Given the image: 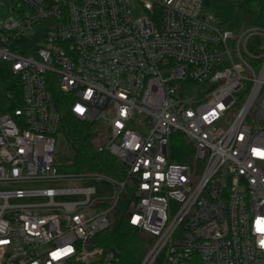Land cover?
Listing matches in <instances>:
<instances>
[{
  "label": "built area",
  "instance_id": "obj_1",
  "mask_svg": "<svg viewBox=\"0 0 264 264\" xmlns=\"http://www.w3.org/2000/svg\"><path fill=\"white\" fill-rule=\"evenodd\" d=\"M19 1L28 15L0 26V63L22 86L0 111V184L105 176H60L66 105L105 128L99 151L134 180L127 220L153 239L139 264H264V25L213 26L203 0ZM110 179L102 210L94 188L0 193V264H119L98 241L127 190ZM65 194L87 199L54 202ZM29 196L50 202L8 203Z\"/></svg>",
  "mask_w": 264,
  "mask_h": 264
},
{
  "label": "trees",
  "instance_id": "obj_2",
  "mask_svg": "<svg viewBox=\"0 0 264 264\" xmlns=\"http://www.w3.org/2000/svg\"><path fill=\"white\" fill-rule=\"evenodd\" d=\"M222 9L231 13L230 18H233V13L239 12L242 26L264 25V0H238L236 3L225 4ZM21 93L22 86L19 79L10 74L5 65L0 63V101L5 103L9 94L15 99L6 108L0 105V111L7 112L19 108ZM61 110L63 117L60 135L68 144L70 158L68 164L60 169L67 173L91 172L119 181H128L127 190L112 214L113 223L111 221L110 228L98 236V241L104 247L118 252L119 264H139L147 252V245L152 243L153 239L147 233L130 226L127 220L128 213L133 210L138 200L134 192V180L128 179L127 167L116 157L108 151H99L101 140L98 122L77 119L66 105ZM101 207L106 208L108 204L104 203Z\"/></svg>",
  "mask_w": 264,
  "mask_h": 264
},
{
  "label": "rangeland",
  "instance_id": "obj_3",
  "mask_svg": "<svg viewBox=\"0 0 264 264\" xmlns=\"http://www.w3.org/2000/svg\"><path fill=\"white\" fill-rule=\"evenodd\" d=\"M238 0H203L204 9L206 12L211 13L214 16L215 22L212 23L213 26H218L220 23H224L227 29H238L242 27L241 17L239 12L233 13V18H230V14L227 11H224L222 7L227 3H236ZM29 13L27 8H24L19 0H0V26L3 22L8 21V19L12 18L13 21H16L20 18L21 15L27 16ZM144 15V11L141 7H137L134 10V16L136 18ZM191 93L188 94L189 97H193L195 94V90H193V85L190 84ZM198 93H202V90L198 87L196 89ZM102 131H105V128H101ZM98 129V131H101ZM70 158L68 144L62 139L61 135L59 136L58 143L56 145L55 150V163L58 167H63L68 164ZM61 174L75 175V174H87L91 172H81V173H67L63 172L60 169ZM117 180V179H116ZM119 181V180H118ZM94 188L95 193L91 195V203H101L108 204L111 203L114 199L116 192L119 190V187H115V185L111 182V179L107 176H104L102 179H98L96 174L91 177L84 178L80 176L71 177H57L50 178L41 181H32V182H24L19 184H9L3 185L0 184V193L15 191L18 189H22L25 191H39V190H73V189H87ZM87 196L84 194H65L58 195L55 197L54 202L63 204V203H80L86 201ZM50 202V199L44 196H29L22 199L11 198L8 203L10 206H37V205H45ZM5 204L4 199H0V207ZM98 210H102L104 207ZM108 208V207H106ZM1 211V209H0ZM115 210L110 214H112ZM113 223V219L111 220ZM143 236L148 237L143 234ZM151 246V243L147 245L146 251Z\"/></svg>",
  "mask_w": 264,
  "mask_h": 264
},
{
  "label": "snow or ice",
  "instance_id": "obj_4",
  "mask_svg": "<svg viewBox=\"0 0 264 264\" xmlns=\"http://www.w3.org/2000/svg\"><path fill=\"white\" fill-rule=\"evenodd\" d=\"M76 111H78V112H83V109L82 108H80L79 106L77 107V109H76ZM135 222V221H134ZM262 243H264V242H262Z\"/></svg>",
  "mask_w": 264,
  "mask_h": 264
}]
</instances>
